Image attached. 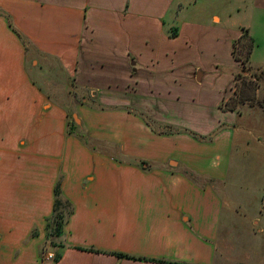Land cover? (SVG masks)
I'll list each match as a JSON object with an SVG mask.
<instances>
[{
    "label": "crops",
    "instance_id": "crops-1",
    "mask_svg": "<svg viewBox=\"0 0 264 264\" xmlns=\"http://www.w3.org/2000/svg\"><path fill=\"white\" fill-rule=\"evenodd\" d=\"M162 3L167 0H0V264L42 263L39 250L59 176L61 195L73 212L57 239L64 246L54 248L59 259L47 264H236L235 249L218 247L225 241L233 206L225 205L216 183L227 181L238 133L264 145V111L259 134L258 108L247 105L240 117L219 108L227 99L225 92L213 102L194 104L179 90L172 93L169 86H160L148 66L155 64L150 53L158 48L148 46L134 56L132 45L121 39L127 18L154 16ZM248 3L256 12L249 19L260 30L264 51V0ZM3 13L30 43L27 50ZM212 22L218 25L213 27L221 25L218 15ZM251 24L245 33L254 37ZM240 34L228 38L229 44ZM210 35L219 43L215 32ZM36 54L52 59L68 78L100 99L98 104L83 101L73 107L79 115L74 133L67 132L66 108L52 102L32 78L27 60L32 58L31 65L38 62ZM263 64L258 69L264 73ZM198 72L201 81L204 73ZM117 83L133 87L132 109L101 101L106 99L104 89ZM160 99L187 111L188 106L203 107L207 121L155 112L150 101L158 104ZM143 110L153 116L157 131L145 122ZM164 126L173 132L159 134ZM80 129L103 147H116L118 154L147 164L117 162L104 149L85 144ZM185 131L212 137L200 141ZM154 163L158 167L153 168ZM179 167L214 182L201 185L176 170ZM257 231L260 247L249 264H264L263 226Z\"/></svg>",
    "mask_w": 264,
    "mask_h": 264
},
{
    "label": "rangeland",
    "instance_id": "rangeland-1",
    "mask_svg": "<svg viewBox=\"0 0 264 264\" xmlns=\"http://www.w3.org/2000/svg\"><path fill=\"white\" fill-rule=\"evenodd\" d=\"M156 9L154 16L152 14L140 18L132 17L124 21L121 40L132 45V54L135 56L137 50H145L148 46L158 48L155 54L150 53L155 64L151 61L148 66L155 72L156 80L157 77L160 79L157 80L160 86L164 84L166 88L169 86L172 93L179 90V93L183 95V98H187L189 103H191L190 100H193L194 104L207 103L210 100L213 102L225 92L227 99L219 105L222 111H236L238 116L242 117L248 108L247 105L254 109L258 108L259 129L257 132L260 134V118L264 111V73L258 69V64L264 62V51L263 46L260 45V30L257 27L255 29V25L251 24V19H249L251 15L255 17L256 12L253 11L248 0H167V3L157 4ZM213 15L220 17V27L212 26L214 24ZM224 24L226 27H223ZM250 24L252 26L250 32L256 30V35L250 37L248 34V37L245 33L235 47L236 55L244 61L241 62L235 60L232 54L234 47L229 44L228 38L236 36L237 32L242 34ZM206 25H210L211 29L207 31ZM213 32L219 37V43L214 42L213 35H210ZM239 37H236L234 41ZM147 40H149L148 43ZM208 40L215 43V46L211 48ZM248 50H250L249 55ZM146 53L149 55L148 52ZM105 54L107 56L108 51ZM33 56H37L38 62L31 65L32 58L28 57L27 60V67L32 71L33 80L54 100H51L52 102H57L66 108L69 119L73 118L74 114L79 120V115L73 108L76 104L83 101L89 104L100 102V99L90 95L89 89L80 88V85L61 72L58 64L52 59L41 54ZM194 70L195 73L198 71L204 73L201 81H197L196 75L194 77ZM189 73H192V78L189 77ZM88 84L91 83L88 82ZM97 85L101 88V84L97 83ZM110 86L109 89H104L107 94L106 99L101 100L103 103L108 107L128 109L134 107L131 85L127 87L117 83L110 84ZM150 102L153 107H156L155 112L164 113L163 111H166L171 115L172 113L180 114L179 117L207 121L208 114L203 107L188 106L187 111L182 107L166 106V101L161 99L158 102L159 105L153 100ZM229 107H234V109L228 110ZM141 116L144 117L145 122L155 121L152 119L153 116L150 117L145 110L141 112ZM241 123L244 124V121L242 120ZM153 126L157 125L153 124ZM175 127L170 125L171 129H178ZM160 130L165 129L160 128ZM185 132L195 139H198V136L201 137L195 132H192L196 134L195 137L189 133L190 131ZM202 137L204 138L198 140L209 141L212 135ZM241 137L242 133H238L235 137L230 154L232 158L227 181L216 183L217 191H220L225 205L233 206L223 234L225 241L222 244L224 245L219 244L218 247L228 246L235 249L237 251L236 264H249L250 261L253 262L251 254H254L255 250L260 247L258 240L260 233L257 229L263 226L264 231V145L255 138L248 139L247 135ZM89 146H96L97 150L104 149L103 151L108 152L111 157L119 156L116 147H103L95 141H90ZM171 164L175 165L173 162L167 165L169 170ZM144 165L146 164L140 163L137 166L143 167ZM152 165L153 168L158 167L156 163ZM176 170L185 174L186 171L193 172L187 167H179ZM195 181L201 185L203 181L205 183L203 178ZM253 220H257L260 225L253 223ZM261 238L264 237L261 236ZM57 239L54 241L57 242ZM44 248L45 250L39 253V256L43 261H48L45 259L46 253H53L54 248L49 242L45 243ZM262 255L264 259V252Z\"/></svg>",
    "mask_w": 264,
    "mask_h": 264
},
{
    "label": "trees",
    "instance_id": "trees-1",
    "mask_svg": "<svg viewBox=\"0 0 264 264\" xmlns=\"http://www.w3.org/2000/svg\"><path fill=\"white\" fill-rule=\"evenodd\" d=\"M3 15L5 16L8 26L10 27V29L17 35V37L22 41V43L24 44L26 50L30 47V43L28 42L27 39L24 38V36L20 33V31L13 25V22L11 20L10 15H8L7 13H3ZM245 32H243L241 34V36L235 40L233 42V47L234 49L232 50V54L235 58V60H240L241 62H244L242 59H240L236 53H235V47L237 46L238 43H240V40L244 37ZM250 50H248L247 54L249 55ZM246 59V57L244 58ZM34 83V82H33ZM225 104V103H224ZM221 108H223V106H221ZM224 109V108H223ZM228 110H233L234 107H229L227 108ZM68 114V113H67ZM69 116V114H68ZM151 129L156 130V128L154 129L153 123L152 122H146ZM79 128V126L76 125V123L74 122L73 118L69 119L68 122V129L67 132L69 134L74 133L76 131V129ZM165 130L167 131L166 133H170L173 132V130L169 129L168 126H164L163 127ZM164 131H158V133H163ZM190 134H192L195 137V133L189 132ZM79 137L82 139V141L89 145L90 141H92L87 135L86 133L83 131V129H80L78 131ZM198 139H202L204 137H197ZM115 160L118 161H127L129 164H133V165H140V163H144L147 164L145 161H141V160H134L132 158H129L128 160H126L127 157H124L122 154H119V156L117 158L112 157ZM148 167L146 169L149 168V165H147ZM141 167V166H140ZM145 169V168H143ZM186 175L193 179L194 181L198 178H203L205 180L206 184H213V180L210 179L207 176H198L195 173L191 172V171H186ZM206 178V179H205ZM61 182H62V176H59V178L57 179L55 186H54V200H53V206H52V212L50 214L49 217L46 218V225H45V241L44 243L41 245L39 253H43V251L45 250L44 245L45 243L49 242L50 245L53 248H58V247H63L64 244L62 243H58L55 242L54 240L56 238H59L61 235H63L64 233V226L66 225L69 216L72 214L73 212V207L71 205V203L65 199L62 195H61ZM34 233V232H33ZM76 249H80V250H90V251H94V252H100L98 250H94V249H84V248H79L76 247ZM116 255L122 257V256H126V257H130V258H137V257H133V256H129V255H125V254H121V253H115ZM60 257V253L58 252V250L54 249L53 251V258L49 260V262H54L57 261ZM41 259V258H40ZM42 263L41 264H45V261H43V259H41ZM155 262H161V263H168V264H174L173 262H168L165 260H153ZM183 264V263H181Z\"/></svg>",
    "mask_w": 264,
    "mask_h": 264
},
{
    "label": "water",
    "instance_id": "water-1",
    "mask_svg": "<svg viewBox=\"0 0 264 264\" xmlns=\"http://www.w3.org/2000/svg\"><path fill=\"white\" fill-rule=\"evenodd\" d=\"M200 77H201V73L200 72H197V74H196V79L197 80H200ZM73 119H74V121L76 122V123H78L79 122V120L74 116V114H73ZM174 163V162H173ZM175 164V163H174Z\"/></svg>",
    "mask_w": 264,
    "mask_h": 264
},
{
    "label": "built area",
    "instance_id": "built-area-1",
    "mask_svg": "<svg viewBox=\"0 0 264 264\" xmlns=\"http://www.w3.org/2000/svg\"><path fill=\"white\" fill-rule=\"evenodd\" d=\"M263 199H264V192H263ZM53 258V253H51V252H47L46 253V256H45V259L46 260H50V259H52Z\"/></svg>",
    "mask_w": 264,
    "mask_h": 264
}]
</instances>
